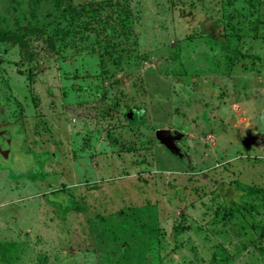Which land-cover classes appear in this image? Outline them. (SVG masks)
Masks as SVG:
<instances>
[{
  "label": "rangeland",
  "instance_id": "374dc122",
  "mask_svg": "<svg viewBox=\"0 0 264 264\" xmlns=\"http://www.w3.org/2000/svg\"><path fill=\"white\" fill-rule=\"evenodd\" d=\"M0 133V264H264V0H0Z\"/></svg>",
  "mask_w": 264,
  "mask_h": 264
},
{
  "label": "trees",
  "instance_id": "16d2710c",
  "mask_svg": "<svg viewBox=\"0 0 264 264\" xmlns=\"http://www.w3.org/2000/svg\"><path fill=\"white\" fill-rule=\"evenodd\" d=\"M30 1L33 2V0H30ZM78 6H79V10L77 11ZM78 6H77L76 10L75 9L71 10L73 13H76V14L78 13L77 17H80L83 15V16H86L89 20L94 19L93 15H95V13H97L98 9L90 6L87 3H80ZM202 32H205L206 34H208V37L211 38L213 41H214V39L219 38V40H217L216 42L223 44V46L225 48L228 47V43H227L224 35L223 34L219 35L217 33L216 25H214L213 27L210 26L206 29H202ZM34 33H35L37 39L42 41L44 44H47L48 46L50 45L51 47H53L54 38L52 35L47 33L45 29H43V28L42 29H36L34 31ZM44 158H45V156H44ZM232 203L236 204V202H232Z\"/></svg>",
  "mask_w": 264,
  "mask_h": 264
},
{
  "label": "flooded vegetation",
  "instance_id": "af4514ba",
  "mask_svg": "<svg viewBox=\"0 0 264 264\" xmlns=\"http://www.w3.org/2000/svg\"><path fill=\"white\" fill-rule=\"evenodd\" d=\"M7 138L4 134L0 133V148H5L7 144ZM2 144V145H1Z\"/></svg>",
  "mask_w": 264,
  "mask_h": 264
},
{
  "label": "water",
  "instance_id": "95a60500",
  "mask_svg": "<svg viewBox=\"0 0 264 264\" xmlns=\"http://www.w3.org/2000/svg\"><path fill=\"white\" fill-rule=\"evenodd\" d=\"M0 150H2V149L0 148Z\"/></svg>",
  "mask_w": 264,
  "mask_h": 264
}]
</instances>
